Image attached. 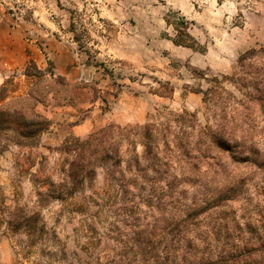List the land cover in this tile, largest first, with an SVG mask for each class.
Instances as JSON below:
<instances>
[{
    "label": "trees",
    "instance_id": "16d2710c",
    "mask_svg": "<svg viewBox=\"0 0 264 264\" xmlns=\"http://www.w3.org/2000/svg\"><path fill=\"white\" fill-rule=\"evenodd\" d=\"M165 21L173 44L204 50L184 16L171 11ZM191 74L207 83L186 86L200 95L203 121L198 111L183 109L144 122L108 123L49 149L58 155L51 171L49 156L33 159L50 127L36 106L49 94L71 101L76 84L32 61L22 72L25 88L7 78L0 86V153L14 150L31 187L25 193L21 174H13L12 204L0 202V232L5 224L36 244L44 240L45 215L58 221L92 205L94 218L103 210L112 218L98 240L112 247L98 264H264V240L229 249L227 223L206 221L249 179L229 177L233 168L264 170V45L239 54L228 74Z\"/></svg>",
    "mask_w": 264,
    "mask_h": 264
},
{
    "label": "rangeland",
    "instance_id": "374dc122",
    "mask_svg": "<svg viewBox=\"0 0 264 264\" xmlns=\"http://www.w3.org/2000/svg\"><path fill=\"white\" fill-rule=\"evenodd\" d=\"M171 11L189 21L202 52L168 38L174 34L165 21ZM262 45L264 0H0V86L13 76L25 88L22 72L30 61L76 84L71 101L49 94L36 106L50 127L39 136L33 159L49 156L47 171L58 156L49 149L72 135L83 138L108 123L144 122L169 110L198 111L200 95L186 86L207 83L191 71L209 78L228 74L239 54ZM197 116L203 121L200 111ZM18 170L14 150L1 152L0 202L6 206L12 204L13 174H21L25 193L31 187L29 175ZM239 175L249 179L206 219L227 223L229 249L264 240V170L233 168L229 177ZM95 210L64 212L58 221L45 215L44 240L32 245L2 224L0 264L104 262L112 245L98 240L112 218L104 210L94 218Z\"/></svg>",
    "mask_w": 264,
    "mask_h": 264
}]
</instances>
